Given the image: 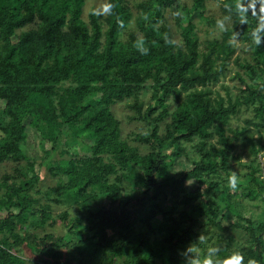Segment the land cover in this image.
Wrapping results in <instances>:
<instances>
[{
    "label": "trees",
    "instance_id": "trees-1",
    "mask_svg": "<svg viewBox=\"0 0 264 264\" xmlns=\"http://www.w3.org/2000/svg\"><path fill=\"white\" fill-rule=\"evenodd\" d=\"M87 1L0 0V165L14 163L0 173V264H31L21 245L43 264H183L190 243L202 248L201 261L211 247L214 259L239 253L243 264H264V219L243 215L236 202L230 221L218 198L232 197L224 175H231L239 136L257 160L254 133L233 126L244 106L254 115L246 124L264 139V29L256 45L251 9L242 25L236 0H218L231 28L202 48L197 20L209 21V0H108L110 14L92 8L85 19ZM236 34L254 62L233 58ZM232 60L242 69L235 70L241 92L233 98L228 87L227 98L214 97L209 86ZM129 100L144 123L135 137L144 152L123 138L113 110ZM80 142L84 153L70 151ZM46 163L58 180L44 190L36 167ZM261 171L258 164L246 174L241 196L261 190ZM164 201L175 209H164ZM54 203L76 207L70 219L68 210L59 215L67 232L39 234L56 223ZM210 226L226 234L210 231L205 243L196 241ZM74 243L78 256L63 260L60 248Z\"/></svg>",
    "mask_w": 264,
    "mask_h": 264
},
{
    "label": "rangeland",
    "instance_id": "rangeland-1",
    "mask_svg": "<svg viewBox=\"0 0 264 264\" xmlns=\"http://www.w3.org/2000/svg\"><path fill=\"white\" fill-rule=\"evenodd\" d=\"M141 0H131L132 5L136 4ZM105 5H108V0H88L86 6L84 7V14L83 17L85 19H88V14L89 11L92 8H95L98 11L102 12V9ZM257 7L259 8V4H257ZM206 17L209 18V21H200L197 20L198 23V35L201 41V47L206 48V42L215 38L219 37L223 31V29H230L231 28V20L228 18V16L225 14V11L222 8L221 3L218 0H209L207 2V10L205 13ZM174 24V21L172 22ZM174 30L176 32L175 38L176 41H180V36L178 35V29H176L175 24L173 25ZM233 40L237 43L238 45V51L234 54L233 58H235L237 55H241V60L243 61L244 58L249 59L250 61L254 62V52L253 49L247 44V42L244 40V38L236 34ZM230 69L225 77H221L220 81L216 83L215 85H210L209 89L212 90V95L214 97L217 96L216 92L218 91L222 96L227 98L228 92H226L227 88H230L231 96L235 98L237 95L240 94V87L241 83L239 78L235 76V70H241L242 69L235 63L234 60L231 61L230 63ZM226 86V88L224 87ZM151 92L150 89L147 88L142 95V99L144 102H147L150 98ZM129 101L127 102H119L117 103L114 107V113L116 116L121 120V126H122V136L123 138L127 139L129 143L135 147H138L141 151H147L146 146H144L142 143L139 141L135 140V137L137 133L143 132L145 130L144 123L141 120H138L134 118V115H137L136 112L129 107ZM253 111L251 108H246L245 106L242 108V111L237 114L233 118V126H247L250 128V130L254 133L253 138H254V149H258V154H257V160L255 162L254 158V153L252 144L249 140L244 141L239 138L237 139V146L233 150L234 152L232 153L233 155L230 158V176L226 177L225 176V187L228 188V192L232 196L231 198L229 197L228 199H225L226 194H221L219 198L220 201V210L223 211V213L228 216L227 218L230 219V214L232 211L235 213L238 212V207L236 206V202L240 204V210L242 211L243 215L246 216H253L257 219H264V139L260 137L261 132L256 129L253 125H247L246 120L253 118ZM261 131L264 133V127L261 129ZM228 134H231L233 136V133L230 131L227 132ZM252 134V133H250ZM0 136H1V131H0ZM77 143V142H73ZM190 146V145H188ZM37 149H40V143H36ZM33 149V145L29 146V150ZM36 150L35 152H37ZM40 151V150H39ZM70 151L75 152L78 151L80 153H84L83 149V143L80 142L79 144L73 145L70 148ZM32 152V151H31ZM34 153V152H33ZM42 155V152H38L37 155ZM53 157L55 159L61 158L62 155L59 152H56ZM50 162V159H48ZM47 161V162H48ZM260 164L262 171L259 173L261 176V190H256L252 189L250 196H241L242 192V184L246 180V174L251 172L253 168L258 166ZM46 164H44L41 169L37 166L36 171L40 174L42 180V186L41 188L46 190L49 187H53L58 178L55 177L49 170L46 168ZM14 163L13 162H5L0 165V173L3 174L4 172H12ZM235 175L238 178V183L236 188H231L229 186V178ZM41 201L45 202L47 201L45 196H41ZM163 201V200H162ZM163 203L162 207L166 210H171L173 211L175 209V205L171 203L170 201ZM53 210H54V216L57 218L55 225H50L47 224L44 228L38 229L39 234H43L45 232H55L58 234H66L67 229L64 226L65 223L64 221L59 218V215L68 210L70 212L69 219L74 216L76 213V207L74 205H69V204H53ZM162 214H158L157 220H155L154 225L156 226L158 222L161 221ZM219 220V218H218ZM231 221V219H230ZM226 218L222 219V222L224 224H227L230 222ZM204 228L200 229V232L204 235L205 239L208 235L211 233H224L221 232L219 229L215 228L214 226H210L207 231H203ZM209 231V232H208ZM236 237L242 241L246 240V235L243 230H235L234 231ZM226 233H224L225 235ZM73 240H77V236H73ZM191 244V243H190ZM188 244V246L190 245ZM197 250L198 254L200 256V252H202V248L200 246H197L195 243H193ZM187 246V247H188ZM20 252L21 255L24 257L32 260L31 264H43V260L39 258L38 255L33 254L28 248H26L25 245H21L20 247L17 248ZM187 249V248H186ZM60 250L63 253V260L68 261L69 259H73L74 257L78 256L77 253V246L74 243L73 245H68L61 247ZM52 263L56 264L55 260L52 259ZM184 264V262H183Z\"/></svg>",
    "mask_w": 264,
    "mask_h": 264
},
{
    "label": "clouds",
    "instance_id": "clouds-1",
    "mask_svg": "<svg viewBox=\"0 0 264 264\" xmlns=\"http://www.w3.org/2000/svg\"><path fill=\"white\" fill-rule=\"evenodd\" d=\"M257 4H259V9H257ZM236 11L239 15V22L240 24H247L248 18L247 13L249 9H251L252 15L257 18L258 25L256 28L252 30V34L255 38V44L259 45L260 40L257 33L264 29V0H249L248 4L244 3V0H236ZM114 8V5H105L101 11H97L95 14L100 15L102 13H111L112 9ZM238 183V178L235 175H232L229 178V186L231 188H236ZM199 243L203 244L205 243V237L201 233L197 240ZM218 249L216 248H209L208 249V256L201 261L199 258L198 250L196 246L191 243L186 250H184L181 255L184 258V264H243L244 257L240 255L239 253L233 254L232 257H230L228 260H219L214 259V257L217 255ZM248 264H257V261L255 259H249Z\"/></svg>",
    "mask_w": 264,
    "mask_h": 264
}]
</instances>
